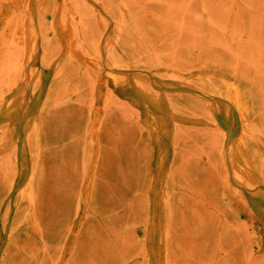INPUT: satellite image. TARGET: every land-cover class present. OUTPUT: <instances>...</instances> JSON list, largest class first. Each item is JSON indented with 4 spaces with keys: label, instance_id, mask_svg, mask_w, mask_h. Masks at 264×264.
Returning a JSON list of instances; mask_svg holds the SVG:
<instances>
[{
    "label": "rangeland",
    "instance_id": "obj_1",
    "mask_svg": "<svg viewBox=\"0 0 264 264\" xmlns=\"http://www.w3.org/2000/svg\"><path fill=\"white\" fill-rule=\"evenodd\" d=\"M234 140L264 176V0H0V264H264Z\"/></svg>",
    "mask_w": 264,
    "mask_h": 264
},
{
    "label": "bare ground",
    "instance_id": "obj_2",
    "mask_svg": "<svg viewBox=\"0 0 264 264\" xmlns=\"http://www.w3.org/2000/svg\"><path fill=\"white\" fill-rule=\"evenodd\" d=\"M227 85L233 88L231 93V100L236 105L239 116L243 125L248 128L250 126V114L252 112V104L248 97V94L237 87L231 80L226 81ZM137 86V85H136ZM148 100L151 103V106L160 112L151 118V127L157 128L160 130L162 121L164 120L163 112V103L158 97L154 94H148ZM225 113L229 112L228 106L223 108ZM35 120V121H34ZM33 123L26 128V133H30L34 126H36V119ZM167 134V131H165ZM15 146V145H14ZM231 159L232 162L239 173H241L247 180H252L258 183H264V176L262 175L261 168L257 163L255 157L250 156L246 151V144L244 142L239 143L237 140L231 142ZM90 193V186L87 184L84 188L85 197L83 199V206L86 207L87 200L86 197ZM152 205L154 207V218L150 222L149 232H148V242H151L150 253L155 257L161 254V244L164 240L165 229L169 223L170 210L169 206L164 203V194L159 191H155L154 198L152 199ZM157 235V236H156ZM156 236V238H155ZM155 243L157 247H155ZM154 244V245H153ZM151 264H159L157 261L152 262Z\"/></svg>",
    "mask_w": 264,
    "mask_h": 264
}]
</instances>
